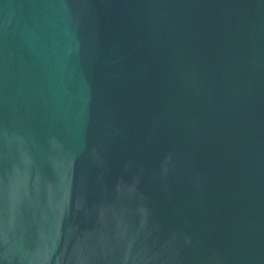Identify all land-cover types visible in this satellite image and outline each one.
Masks as SVG:
<instances>
[{
	"label": "water",
	"instance_id": "obj_1",
	"mask_svg": "<svg viewBox=\"0 0 264 264\" xmlns=\"http://www.w3.org/2000/svg\"><path fill=\"white\" fill-rule=\"evenodd\" d=\"M0 264H264V0H0Z\"/></svg>",
	"mask_w": 264,
	"mask_h": 264
}]
</instances>
